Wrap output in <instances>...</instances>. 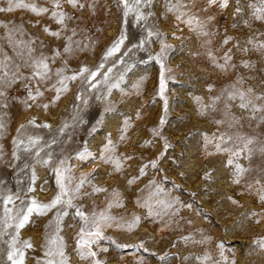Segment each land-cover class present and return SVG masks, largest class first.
I'll list each match as a JSON object with an SVG mask.
<instances>
[{"label":"rangeland","instance_id":"374dc122","mask_svg":"<svg viewBox=\"0 0 264 264\" xmlns=\"http://www.w3.org/2000/svg\"><path fill=\"white\" fill-rule=\"evenodd\" d=\"M25 2L49 12H0V49L11 58L10 68L24 64L26 53L17 55L2 25L20 27L23 35L16 38L35 41V55L50 58L51 72L46 81H32L33 93L37 87L43 93L35 101L28 99L26 81L18 80L7 90V107H0L5 125L0 130V264H11L7 254L17 235V213L33 199L47 204L60 194L56 169L67 195L45 214L33 213L19 229L18 240L33 244L24 250V264L47 259L46 236L57 215L65 264H264V249L257 244L264 240V112L240 108L238 95L229 99L230 93L251 88L249 98L264 104L255 99L264 96V49L257 47L264 43V21L253 19L249 7H260L261 0H229L224 9L209 7L207 0H151L138 6L146 16L139 22L135 11L124 15L122 0H80L83 8L62 0L61 10L72 17L63 29L51 17V0ZM174 5L186 7L168 11ZM7 7V0H0V8ZM181 13H187L183 20L197 17L208 35L195 21L189 27L177 20ZM45 27L60 31V38L45 33ZM73 29L72 51L65 53ZM157 31L160 36H149ZM122 33L124 43L108 56ZM225 37H231L227 44ZM161 40L168 48L158 62ZM82 68L89 72L66 81L67 91L56 99L55 72L71 76ZM21 72L30 75L26 67ZM21 125L26 126L23 135L17 131ZM29 136L38 137V143L17 150L13 141L28 145ZM248 138L253 143L245 149ZM109 140L114 150L104 152ZM85 152L91 155L81 160ZM102 152L109 162L101 159ZM237 164L246 170L239 183L234 182ZM8 196L11 203L5 202ZM68 199L72 206L63 203ZM6 208L11 209L7 214ZM93 218L102 238L86 234L95 231ZM82 228L85 239L96 240L90 245L95 257L80 255L89 251L78 248ZM60 259L55 257L57 264Z\"/></svg>","mask_w":264,"mask_h":264},{"label":"snow or ice","instance_id":"6c2138e0","mask_svg":"<svg viewBox=\"0 0 264 264\" xmlns=\"http://www.w3.org/2000/svg\"><path fill=\"white\" fill-rule=\"evenodd\" d=\"M63 2H66L67 4L71 5L73 8H83L84 4L80 3V0H63ZM144 3L145 5H150L151 0H133V3L130 5L129 0H122V3L124 5V15L127 16L130 12L135 11L136 12V19L137 21H142L146 19V16L143 12L140 11L139 5L141 3ZM8 7L7 8H0V12H11L13 9L22 8V9H28L31 12L35 13L36 15H42L49 12V9L46 7H38L35 3H27L25 0H7ZM51 3L53 5V8L55 10L51 11V17L56 21L57 24L61 26V28H66L67 24L66 21L71 20L72 17H70L66 12L62 11V0H51ZM208 6L211 7L212 5L218 4L221 9L227 8L229 6V0H207ZM237 3L239 4V0H237ZM177 7H186V5H174L172 7L168 8V11H174ZM249 7H252L254 9L252 13V17L255 20H262L264 21V0H261L260 7H256L255 5H249ZM242 12V9L240 7H237L235 9V14L239 15ZM147 15H151V13H148ZM187 13H181L180 15L176 16L177 20H181L183 23H186L189 27L193 26V23L195 21V26L198 29H201V33L203 35H208L207 32H203L202 28L203 25L199 21L197 17L191 16L186 20H183L182 17L186 16ZM209 19H212V17H209ZM245 24H248L249 22L246 20L244 21ZM235 27V25H233ZM5 29H7V40L10 45L17 51V55L24 56L25 53L27 55V59L25 60L24 64H16L13 67H9L11 58L8 57L6 54L3 53V50L0 49V107H7L6 101H7V90L15 84L18 80H24L26 81L25 87L28 90V99L35 101L39 96H42L43 93L39 90V88H35V91L33 93V90L31 89L32 81H36L37 84L46 81L50 79V72L51 69L49 67V57L43 55V53L39 55H35L36 48L33 46L35 44V41L28 40H19L17 39V34L23 35V29L20 27H9L7 24L2 25ZM45 33L52 37L60 38L61 32L60 31H52L49 28L45 27L43 29ZM76 35L75 29L72 30V36H67V44L64 46L63 51L65 53H70L72 51L71 45L73 44L72 37ZM157 35L160 36L161 34L157 31L155 33L149 32V36ZM124 35L121 34L120 38L113 44V46L108 50L107 55L111 56L115 52L119 51L120 46L124 43ZM231 37H225L224 43L227 44ZM78 43V42H77ZM249 43H252L251 40H249ZM258 48L264 49V43H260L257 45ZM168 46L165 44L163 40H161V54L160 56L156 57L158 62L161 59V56L166 52ZM244 51H247V49H242ZM56 56H59L60 53L57 52L55 54ZM54 58V57H53ZM225 62L227 63L229 60H231V56L229 54H225ZM247 66V65H246ZM26 67L30 69V75L25 76L23 72H21V68ZM219 67H224L223 65H219ZM161 81H160V92L161 95L164 91V79H163V64H161ZM89 72V69L82 68L79 73L73 74L71 76H65L63 75L61 70H57L55 72L57 79V84L59 87L53 86L56 90V99H59V96L62 92L67 91V84L66 81L68 80H75L77 79L78 75H83L84 73ZM91 76H95V73H90ZM253 89L249 88L247 89V92L242 91H235L233 93L229 94V99H234L237 95L240 98V108L242 109H248L251 107L252 111L255 112H264V104L257 105L253 102V99L249 98L250 94H252ZM256 100L264 101V96H256ZM167 102L165 101V104ZM45 109H47L48 105H43ZM262 120H264V116L261 117ZM165 121L161 119V124H163ZM127 124V121H125ZM29 125H35L34 120H30L28 122ZM43 127H49V125L44 124ZM5 127L2 118H0V130H2ZM25 125H21L20 129H18V133L23 135L22 130L25 129ZM155 135H159V132L157 130H153ZM28 145H25L23 139H15L13 143L16 145L17 150L20 149L21 146H24V150L28 151L29 146H34L38 143L39 138L38 137H31L28 138ZM123 139V137H122ZM231 139V138H230ZM242 139V138H241ZM253 140L251 138H248L244 143V148L247 149L248 145L252 144ZM167 146V145H166ZM217 148H220V145H217ZM114 150V146H112L111 141L109 140L108 145L105 146L104 152H108ZM226 150V149H225ZM250 151V150H249ZM261 151H264V149H261ZM235 155H239V153H234ZM14 157L17 159L19 157L16 156V152L14 151L12 153ZM90 153H81L79 158L81 160H86L88 156H90ZM101 159H105L103 152L101 154ZM105 162H109L105 159ZM43 163L47 164L48 161L45 160ZM63 163V161H61ZM152 167H156L157 161H151L150 162ZM229 164H232L233 161L230 159L228 161ZM116 169L119 170L121 167L120 163L117 161L115 162ZM146 167V166H145ZM56 176H57V184L60 186V194H57L56 197H54L49 203L47 204H40L35 199L32 200L31 204L27 207L26 211H21L17 213L16 216V224L15 228L17 231V235L12 238V242L10 245V251L8 252V260L11 261V264H24L25 259V249H31L33 248V244L30 241H19L18 240V233L19 229L23 228L28 222L30 217L33 213H36L37 215H43L47 211H50L51 209L55 208L58 204L62 203L61 195H67L66 192V185L62 182V173L59 169H56ZM144 169L141 168L140 172L143 173ZM246 170L242 168L240 165H236V175L237 179L234 180L235 183H239V176L242 175ZM35 179V177H33ZM133 181L130 180L129 183H132ZM84 183V178L81 179V185ZM257 184L260 183V180L256 181ZM79 185L77 186V190H79ZM95 191H101L102 189H94ZM29 191H32L30 188ZM260 199L264 201V195L260 196ZM13 200L12 196H8L6 198V203H11ZM235 203V201H233ZM66 203L68 206H72L71 199H68L67 201L63 202ZM11 209H5V213L7 214L10 212ZM65 215L67 213H64ZM76 215L80 216L81 218L85 219V223H88L87 217H85V214L77 208ZM255 215V213H253ZM101 219H107L106 217L101 214ZM92 225L95 227V231L88 230L87 236L92 237L95 236L97 238H102V233L99 228V221H97L95 218L92 220ZM51 227V224L49 225ZM61 232V216L57 215L56 221H55V227L52 229V231L46 236V242H45V257L47 259L43 262V264H57V261L55 260V257L59 256L61 259L59 261V264H65V257H64V240L63 237L60 235ZM85 229H81L80 239L77 241L78 248L82 249L85 246L89 247V251L87 253L81 251L80 255L82 257H95L96 253L94 251H91L90 245L96 243V240L92 239H85ZM187 239V238H185ZM258 246L261 249H264V240L257 241ZM19 245V246H18ZM117 247H121L120 245H117ZM222 247V246H221ZM106 251V249H105ZM161 259H165V257H161ZM96 264H100L99 261H96Z\"/></svg>","mask_w":264,"mask_h":264}]
</instances>
